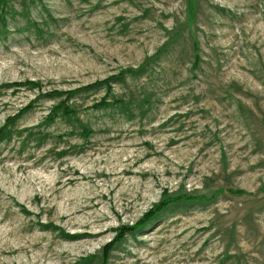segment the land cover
Wrapping results in <instances>:
<instances>
[{"label":"rangeland","instance_id":"obj_1","mask_svg":"<svg viewBox=\"0 0 264 264\" xmlns=\"http://www.w3.org/2000/svg\"><path fill=\"white\" fill-rule=\"evenodd\" d=\"M0 131V264H264V0H0Z\"/></svg>","mask_w":264,"mask_h":264},{"label":"trees","instance_id":"obj_2","mask_svg":"<svg viewBox=\"0 0 264 264\" xmlns=\"http://www.w3.org/2000/svg\"><path fill=\"white\" fill-rule=\"evenodd\" d=\"M197 59H196V61L198 60V57H196ZM195 61V62H196ZM121 77V76H120ZM119 77V78H120ZM116 79H118L117 77H113V79H112V81L113 80H116ZM98 85H100L99 83H96V84H92V85H89V86H87V87H82V88H79V89H76V90H73V91H68V92H57V91H54V92H52L51 94H49L48 96H50V97H66L65 98V100H63V102H61L59 105H58V107L56 108V109H54L53 110V112L51 113L52 115H50L49 117H48V119L50 120V121H52L54 118H55V116H57V115H59L58 114V112L57 111H63V113H61L62 115H64L65 117H69V116H71L73 113H74V111L72 110V109H70L71 107L70 106H68V107H66L65 106V103L67 102V101H69L70 99H71V97L73 96V95H75V94H77V93H79V92H82V91H86V90H89V89H93L94 87H96V86H98ZM18 86H20V85H18ZM31 86H36V85H32L31 84ZM111 105H114L113 103H106L105 102V99L104 100H102L100 103H98V104H96V105H94V107L96 108V109H99V108H108L109 106H111ZM60 116V115H59ZM1 135H2V132L0 131V137H1ZM220 193V192H219ZM231 193H235V194H238V195H243L244 193L243 192H241V191H238V192H231ZM216 194H218V193H216ZM176 196H179V195H176ZM174 199L175 200H177V201H179V200H181V201H185V202H190V201H196L197 199L198 200H201V198H198V197H196V198H190L189 196H184V195H181V196H179V197H168V198H165L159 205H155V207H154V210H152L151 212H149L148 214H146V216L144 217V219H143V221L141 222V223H139V224H142V223H144V225H142L140 228H139V230L138 231H140L141 229H143V227L145 226V225H147L153 218H155V217H157L158 215H159V213H161L170 203L172 204V202L174 201ZM204 200V199H203ZM174 203V202H173ZM149 218V219H148ZM128 230H130V229H128ZM134 230H136V228L134 229ZM133 231V230H132ZM122 233V232H121ZM120 233V234H121ZM125 234V232H123V234L122 235H120V239L123 237V235ZM116 243V240L114 239V241H113V243L112 244H110L109 246L107 245L106 247H105V250H104V252H105V254H103V256H102V258H103V263L102 264H105V261L107 260V255H108V253H107V251H110L111 250V248H112V246L114 245Z\"/></svg>","mask_w":264,"mask_h":264}]
</instances>
